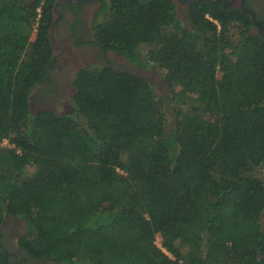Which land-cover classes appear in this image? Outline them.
Here are the masks:
<instances>
[{"label":"trees","instance_id":"obj_1","mask_svg":"<svg viewBox=\"0 0 264 264\" xmlns=\"http://www.w3.org/2000/svg\"><path fill=\"white\" fill-rule=\"evenodd\" d=\"M99 1L94 42L157 65L169 96L91 65L71 112L31 113L53 0H0V224L24 220L26 256L0 243V264H264V41L248 14L199 0L186 27L174 0Z\"/></svg>","mask_w":264,"mask_h":264},{"label":"flooded vegetation","instance_id":"obj_2","mask_svg":"<svg viewBox=\"0 0 264 264\" xmlns=\"http://www.w3.org/2000/svg\"><path fill=\"white\" fill-rule=\"evenodd\" d=\"M31 1V0H30ZM177 7V16L183 25L189 26V6L199 0H174ZM217 1V0H211ZM232 8L239 9L248 14L251 20L249 32L260 37L264 41V0H223ZM45 0H42L43 4ZM100 8L99 0H53L51 5L52 21L49 35L53 46V67L48 73V80L33 87L31 98L39 105V110H52L50 105L59 99L70 96L73 93L72 79L77 70L84 66L111 67L117 71H129L144 76L143 69L136 64L126 60L124 55L112 51H104L94 42L92 37V25L95 14ZM40 10V6L38 11ZM82 59L79 64H72V60ZM71 66L64 73L65 68ZM74 67V68H73ZM73 69V70H72ZM61 74V75H60ZM34 90V91H33ZM69 90V91H68ZM35 96V97H33ZM29 101V103H30ZM20 227L19 217H4L0 224V243L19 258L22 252L13 243ZM19 236L17 237V239ZM18 241V240H17ZM26 264H53L51 261H35L26 259Z\"/></svg>","mask_w":264,"mask_h":264},{"label":"rangeland","instance_id":"obj_3","mask_svg":"<svg viewBox=\"0 0 264 264\" xmlns=\"http://www.w3.org/2000/svg\"><path fill=\"white\" fill-rule=\"evenodd\" d=\"M34 37H35V31L31 34V39H34ZM80 62H83V60L82 59L72 60L71 66H72V64L75 65L76 63L79 64ZM71 66L65 68L63 75L61 77V80L64 77V73H66L69 69L71 71ZM141 73H143L144 76L150 80V82L153 85V88L155 89V91L158 94H161L165 98H168V96H169L168 86L165 83V81L163 80L162 72L158 68L157 65L151 63L145 69H143V71ZM220 76H221V73L217 72V77L220 78ZM38 108H39V105L36 104V102L33 98H31V101H30L31 113H33V114L36 113ZM48 108H51L52 110H54L56 112H71L73 110L72 105H71L70 100L68 99L67 95H65L64 97L59 99V101H57L55 104L50 105V107H48ZM3 144H7V142H3ZM256 174L259 175L260 178L264 179V170L257 171ZM6 216H8V218L13 217L10 215H6ZM19 220H20V227H19V230H18L16 237L13 239L14 240L13 243L15 244V246L17 248H19L18 242H17V240H18L17 237L20 236L24 232V220L22 218H19ZM159 243H160L159 239H157V244L159 245ZM19 255L23 256V252H19Z\"/></svg>","mask_w":264,"mask_h":264}]
</instances>
